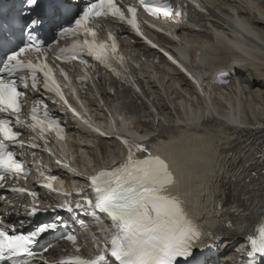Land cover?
Here are the masks:
<instances>
[{
  "label": "snow or ice",
  "instance_id": "1",
  "mask_svg": "<svg viewBox=\"0 0 264 264\" xmlns=\"http://www.w3.org/2000/svg\"><path fill=\"white\" fill-rule=\"evenodd\" d=\"M24 3L30 15L21 29L24 37L22 46L12 48L14 33L11 30L0 39V53L3 54V60L0 61V188L5 187L8 175L17 179H26L28 175L24 164L10 150V146L20 149L25 147L17 130L22 125L19 116L24 103L22 97L25 95L19 90V84L25 89L31 87L36 90L40 84L39 74H42L43 88L55 93L65 105L68 104L63 86L54 78L53 69L46 57L40 59L44 56V41L33 33L47 28L55 31L60 38H73L70 47L60 48L57 60L64 63L77 60L86 63L83 57L87 56L105 68H111L113 61L123 66L124 58L119 54L116 37L109 32L106 40H100L97 30L91 26L92 21L112 17L129 25L136 35H143L137 19V7L128 5L125 9L118 0H48L43 12L35 15L31 13L40 7V0H24ZM193 3L201 8L196 0ZM139 4L149 15L159 17L162 14L165 18L173 16L171 8L167 4L158 3V0H139ZM146 42L153 48L157 47L151 41ZM31 52L37 54L36 60L26 58ZM164 55L174 64L177 63L167 52ZM181 71L185 70L181 67ZM60 75L68 81L67 86L70 88L71 80L67 72L61 69ZM189 78L192 79L191 76ZM83 82L84 78H81ZM72 93L75 95L74 89ZM40 107L41 102L37 101L31 109L32 123L29 127L32 131L38 129L41 139H46V134L53 130L60 135L62 130L59 123L49 116L47 105H42V117L38 114ZM69 110L73 115H78L70 106ZM117 139L127 149V155L116 166L88 178L92 196L86 197L83 204L76 203L75 209L70 203L59 205L68 213L83 210L90 211L94 217L97 213L106 214L113 231L106 238L104 249L91 260L78 255L80 248L76 246V237L66 235L64 238L74 246L73 253L61 259L59 264H177L178 258L186 264H202L195 252L199 250L203 254L216 244L217 231L212 229L231 231L233 234L244 233L242 222L229 220L223 211L218 210L222 205L213 203L210 214H201L198 205L194 206L190 199V186L173 154L155 144L148 146L122 137ZM29 147L35 148L37 144L33 141ZM258 159L264 166V150H258ZM56 163L67 167L60 160ZM251 175L255 176L256 173ZM39 176L44 180L43 187L55 191L51 183L56 179L55 176H45L42 172ZM10 191L32 196L33 203L25 209V214L29 217L38 215L40 209L35 202V192L24 187H12ZM5 203H8L6 199ZM17 223L22 228L25 222L21 220ZM57 228V222H42L23 234L15 224L5 222L0 217V262L26 264V261L36 257L44 260L42 253L47 252L48 248L37 252L33 246L38 244L44 234L54 232ZM247 244L250 251L241 264H264V223H260L247 236Z\"/></svg>",
  "mask_w": 264,
  "mask_h": 264
},
{
  "label": "bare ground",
  "instance_id": "2",
  "mask_svg": "<svg viewBox=\"0 0 264 264\" xmlns=\"http://www.w3.org/2000/svg\"><path fill=\"white\" fill-rule=\"evenodd\" d=\"M210 6L216 12L211 18L199 16H196V20L192 18L195 26L208 33L199 34L189 29V32L183 33V42L187 41L200 50V56L196 61L200 71L209 74L217 68H231L230 70L235 69L239 72L241 78L237 77L233 85L225 89L210 90L212 107L219 114V122L228 123L232 127L241 126L242 132H245L250 139L264 141V9L255 0H223L212 2ZM234 10L253 13L249 23L253 25L256 35L238 23L233 15ZM215 22L222 24L230 22L236 31L222 32L220 31L222 27ZM188 27L191 28L193 25ZM214 28L219 30L218 33L214 32ZM237 30L255 38L260 45H257L255 41L247 45L243 44ZM229 40L233 42L230 44ZM137 46L138 48L131 53L132 56L142 49L138 44ZM174 74V71L166 66H153L147 63L142 64V73H140L148 80L147 91L161 112L159 119L166 122L167 130L162 127L158 132L150 115L141 110L134 98L126 91L118 93L112 101L106 98L108 105L118 115L120 124L118 128L122 132L126 129L121 125L120 116L125 117L130 130H135L143 137L150 139L182 126L198 124L207 114L211 116V119L206 122V125L216 123L210 107L204 102H198L194 94L189 91L187 84L179 82L183 91L188 92L185 96L181 93L177 81L173 79ZM155 79L158 83L150 85L155 82ZM198 104L202 106V118L199 116ZM75 134L78 132L76 131ZM82 136V146L77 148L75 145L68 146L69 150L73 149L71 155L74 157V163L81 170H95L99 166L112 164L121 158L114 148L117 145L113 142L99 141L86 132L82 133ZM217 142V138L212 136H205L198 140H181L177 143L175 157L181 166L189 164L192 174L199 177V182H203L214 166L215 156L219 154ZM230 197H235L234 201L237 203L230 209L236 208L235 211L240 218H244V214L254 216L257 209L264 205L262 202L264 176L257 183L237 191ZM238 203L241 204L238 205ZM241 222L244 224L245 219Z\"/></svg>",
  "mask_w": 264,
  "mask_h": 264
},
{
  "label": "rangeland",
  "instance_id": "3",
  "mask_svg": "<svg viewBox=\"0 0 264 264\" xmlns=\"http://www.w3.org/2000/svg\"><path fill=\"white\" fill-rule=\"evenodd\" d=\"M134 106V105H133ZM130 107V106H129ZM135 107V106H134ZM130 111H131V107H130Z\"/></svg>",
  "mask_w": 264,
  "mask_h": 264
}]
</instances>
